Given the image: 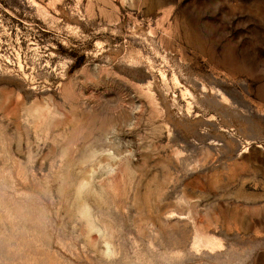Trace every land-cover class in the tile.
I'll use <instances>...</instances> for the list:
<instances>
[{
	"label": "rangeland",
	"instance_id": "obj_1",
	"mask_svg": "<svg viewBox=\"0 0 264 264\" xmlns=\"http://www.w3.org/2000/svg\"><path fill=\"white\" fill-rule=\"evenodd\" d=\"M0 264H264V0H0Z\"/></svg>",
	"mask_w": 264,
	"mask_h": 264
}]
</instances>
